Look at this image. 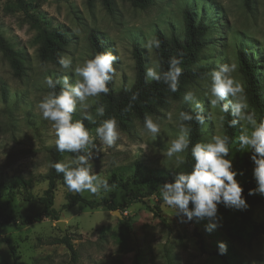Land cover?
Instances as JSON below:
<instances>
[{"label":"rangeland","instance_id":"obj_1","mask_svg":"<svg viewBox=\"0 0 264 264\" xmlns=\"http://www.w3.org/2000/svg\"><path fill=\"white\" fill-rule=\"evenodd\" d=\"M27 1L68 33L65 53L73 57V68L91 57L88 36L91 31L97 32L107 50L118 57L113 80L116 90L134 82V44L142 48L147 69L158 59L154 49L145 47L156 31L183 38V10L190 8L196 18L202 17L208 30L197 65L208 71L184 90H197L204 104L206 125L202 127L201 140L224 134L218 119L219 106L213 105L212 97L205 94L208 73L218 64L235 63L237 71L233 75L244 85L238 71L237 48L247 47L258 61L264 81V0H253L249 7L244 0H153L146 8L116 0L113 15L105 11L99 0L91 6L86 0ZM8 2L0 0V34L23 54L26 73L21 79L14 78L0 52V148L5 153L0 159V212L18 218L42 208L39 197L47 187L44 175L50 163L47 150L54 145L55 136L50 122L38 115L36 104L48 91L43 83L45 76L57 77L59 65L39 60L35 29L21 11H11ZM42 65L49 71H42ZM68 75L70 81L78 78L71 71ZM183 94L179 99H170L156 114L148 115L162 125L155 140L143 131L144 121L134 120L127 130L119 128L121 135L115 146L108 148L96 141L93 169L108 180L110 191L103 198L89 192L80 194L87 199L126 204L131 193L135 196L133 201L117 209L120 217L103 205L90 208L79 202L62 209L69 190L57 180L53 207L61 210L59 220L64 221V232L48 217L29 224L3 223L0 218V264H264V195H252L253 200L246 202L245 209L218 205L220 224L211 232L205 231L207 219L194 217L180 222L160 197L162 183L156 185L155 178L176 168L166 150L178 134L175 113L186 104L181 102ZM98 101L99 97L90 98L93 106L87 113L95 123L84 121L92 124L87 128L93 134L100 123L96 115ZM168 112L174 113L171 120ZM84 114L78 107L73 119H83ZM244 152L240 166L233 167L240 185L248 181L254 167L250 152ZM74 155L65 152L62 161ZM14 176L30 179L29 187L25 190L14 186ZM150 190L155 191L145 195ZM63 235L71 238L74 254L64 244L55 242ZM219 241L227 245L226 254H219ZM9 243L18 255L16 261Z\"/></svg>","mask_w":264,"mask_h":264},{"label":"clouds","instance_id":"obj_2","mask_svg":"<svg viewBox=\"0 0 264 264\" xmlns=\"http://www.w3.org/2000/svg\"><path fill=\"white\" fill-rule=\"evenodd\" d=\"M148 49H159L160 41L151 39L146 42ZM184 53L178 52L168 61L167 69L155 59L145 72V82H163L172 93L178 91L180 77L183 73L181 67ZM118 57L111 50L97 52L90 58L73 68V57L68 53L58 54L56 71L57 77L47 75L44 85L48 89L36 108L38 115L50 122L54 131V146L58 152L75 154L74 158L62 162H50L48 167L58 174L62 173L64 183L69 192H89L103 198L109 191L108 180L95 173L92 161L93 150L97 147L96 141L111 148L120 139V129L117 119L109 117L102 120L95 128L94 134L85 127V120H92L88 113L92 108L90 98L108 94V84L117 75L114 64ZM44 72L49 71L46 65L41 66ZM78 77L70 81L69 72ZM237 71L235 63H221L208 73L209 82L205 85V94L212 97L211 103L219 106L218 117L220 125L225 123L229 128L240 126L238 137V150L250 152L253 161V176L256 188L250 189L248 195H264V119H258L254 111L249 109L247 95L243 84L233 75ZM59 87V91L57 88ZM132 85L124 87L130 92L128 107L138 99V92H132ZM182 103L190 105V111L180 110L176 115L178 134L167 147L166 156L173 160L175 167L179 168L186 163V153L191 145L190 153L193 164L190 171L175 173L171 182L160 185V197L171 209L180 222L197 219H207L205 231L211 232L220 224L218 205L227 208H247L243 188L235 178L237 173L232 167L229 156L231 139L227 134H217L210 139L191 142V124L193 120L200 126L206 125L205 108L195 89L184 92ZM79 109L85 113L83 119H73V113ZM231 119H227V115ZM96 115L103 117V105L96 108ZM174 113L168 112L167 118L171 120ZM162 125L158 119L145 116L143 131L153 140L161 133ZM147 148V146L145 147ZM0 148V159L5 153ZM191 204V208L189 207ZM218 252L223 255L227 252V245L218 242Z\"/></svg>","mask_w":264,"mask_h":264},{"label":"trees","instance_id":"obj_3","mask_svg":"<svg viewBox=\"0 0 264 264\" xmlns=\"http://www.w3.org/2000/svg\"><path fill=\"white\" fill-rule=\"evenodd\" d=\"M95 0H86L87 5L91 6ZM130 3L131 6L137 8H146L153 3V0H125ZM253 0H244V4L249 7ZM105 11L113 15L116 10V0H99ZM7 7L11 11H21L25 21L35 29V41L38 44L37 56L40 61H49L54 65L57 64L58 54L65 53V47L69 42L70 36L60 26L53 25L46 17L35 9L27 0H10ZM183 22H184V36L179 38L175 34L170 36L165 35L161 31H156L154 39L160 41L159 49H154L158 60L164 69L168 67V61L171 57L175 56L178 52L184 53L183 73L180 77V85L178 91L172 93L168 90L167 86L163 82H145L146 72V59L143 55V50L137 44L132 47V58L134 60L135 79L132 85V92H138V99L132 102V107L129 108L130 92H125L124 87L116 90L113 87V81L108 84L110 89L108 94H101L99 96L98 107L103 105L105 108V115L99 117V122L109 117H115L119 123V128L127 130L134 120L144 121L145 116L156 114L159 109L166 106L170 99H179L183 94L186 85L193 83L198 78H201L208 68L205 66L197 65L199 52L204 46V35L207 32V24L202 17L196 18L194 11L190 8L183 10ZM88 42L90 47L91 56L97 52L107 50L102 38L96 31H91L88 36ZM0 52L2 57L8 62L12 75L16 79H21L25 73L26 68L24 65L23 54L13 48L11 43L0 34ZM237 60L238 71L242 75L244 88L247 95V102L249 109L254 111L258 119H264V81L258 71V61L251 56L250 48H237ZM59 91V87L57 88ZM180 110L190 111V105L183 104ZM231 115H227V119H231ZM191 124V142L192 144L198 142L202 138V126L197 124L194 120ZM91 123H86L85 127H90ZM224 134L229 135L231 142L229 144L230 153L229 156L232 160V167H239V161H241L245 152L241 149L238 150V137L240 135L238 126L235 128H229L227 123L224 125ZM189 150L185 153L186 163L185 165L168 169L163 175L155 178L156 185L163 184L165 182H171L174 179L175 173L184 171H190L193 160ZM50 162H62L63 153L56 151L55 146H51L47 150ZM47 181V187L43 192V195L39 197L42 204V208L33 214H24L18 218L4 215L0 212V218L3 223H20L29 224L35 221H39L42 217H48L53 221L59 220L61 210H57L53 207L54 196L53 191L55 189V183L57 180L64 182L62 173H57L54 169L49 168L48 172L44 175ZM12 184L26 190L29 187L30 179H25L23 176H14ZM243 188V195L246 202L252 201V195H248L250 189L256 188V181L253 176V172L250 175L248 181L241 185ZM156 187V186H155ZM155 190H150L145 195H151ZM259 194V193H257ZM144 195V194H142ZM144 195V196H145ZM261 195V194H260ZM135 196L128 193L126 204L133 201ZM66 201L62 204L61 208L66 209L75 204L81 202L90 208H96L101 205L106 207L109 211L122 209L126 206L125 203H115L109 200H95L87 199L81 194L68 192L65 195ZM56 243L64 244L72 254L75 253V249L71 242L69 235H63L55 239ZM12 253L13 260L16 261L18 255L15 252V248L12 244H8ZM18 264H20L18 262ZM227 264V263H226Z\"/></svg>","mask_w":264,"mask_h":264},{"label":"water","instance_id":"obj_4","mask_svg":"<svg viewBox=\"0 0 264 264\" xmlns=\"http://www.w3.org/2000/svg\"><path fill=\"white\" fill-rule=\"evenodd\" d=\"M113 213H115L118 217H120V214L117 210L112 211ZM56 225L64 232V221L62 220H57L56 221Z\"/></svg>","mask_w":264,"mask_h":264}]
</instances>
